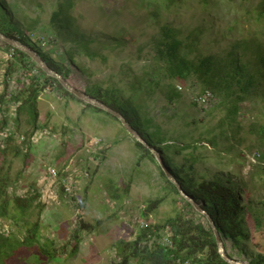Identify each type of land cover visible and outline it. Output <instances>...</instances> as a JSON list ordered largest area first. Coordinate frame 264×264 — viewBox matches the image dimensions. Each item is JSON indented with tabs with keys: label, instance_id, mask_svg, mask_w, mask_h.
I'll list each match as a JSON object with an SVG mask.
<instances>
[{
	"label": "rangeland",
	"instance_id": "374dc122",
	"mask_svg": "<svg viewBox=\"0 0 264 264\" xmlns=\"http://www.w3.org/2000/svg\"><path fill=\"white\" fill-rule=\"evenodd\" d=\"M1 1L15 5V15L21 19L13 14L14 21L38 19L44 32L25 33L63 63L78 88L95 92L101 87L115 99L133 97L134 104L152 117L151 130L159 127L172 146L175 163L190 178L228 176L234 188L245 187L243 201H254L246 214L249 238L236 245L227 239L226 247L237 259L264 256V138L258 133L264 127L263 88L250 95L237 83L230 87L224 83L215 91L203 85L198 73L185 79L173 77L165 61L155 56L152 41L161 26H172L184 43L182 54L196 65L207 57L223 59L234 48L241 52L235 46L240 41L264 47V0H74L64 24L91 40L94 57L66 32L58 34L51 17L61 0ZM10 52L0 42V93L5 72L14 61ZM247 57L255 64L256 53L249 52L243 61ZM206 90L212 98L200 106L195 97ZM38 110L40 127L28 157L9 150L6 158L0 157V166L9 168V192L26 196L36 189L40 196L24 216L13 208L9 211L16 219L0 215V231L14 245L24 238L28 223L39 221V240L53 241L59 253L52 260H37L36 243L14 248L11 256H4V264H115L116 242L134 240L142 222L161 224L189 210L161 172L167 175L168 171L138 149L113 116L52 89L41 93ZM19 127V134L27 137L31 127L25 115ZM50 168L72 181V194H59L63 187L50 176ZM156 199H162L161 204L145 216L146 207ZM79 221L91 229L83 230L72 254V235Z\"/></svg>",
	"mask_w": 264,
	"mask_h": 264
},
{
	"label": "trees",
	"instance_id": "16d2710c",
	"mask_svg": "<svg viewBox=\"0 0 264 264\" xmlns=\"http://www.w3.org/2000/svg\"><path fill=\"white\" fill-rule=\"evenodd\" d=\"M56 1L58 2V0ZM203 3H207V0H203ZM2 5L5 10L2 9ZM73 6L74 0L59 1L52 13L51 21L59 30V35L62 34V31L66 32L75 43L82 46L88 56L94 57V53L89 48L91 40L85 39L78 28H70V25L64 24L65 20L71 16L70 10ZM14 9V4L9 5L0 0V31L35 49L52 68L74 85L69 79L70 71L65 68L63 63L57 62L51 55L44 52L39 44L36 41H32L25 33L24 30L29 32L41 30L44 32L43 28L38 27V19H33L31 23L22 21L21 24L13 19V14L17 13ZM15 16L20 18L18 15ZM160 29L159 35L154 36L152 39L156 48L155 56L165 61L167 64L166 70L171 76L185 79L191 73H198V76L203 80V85L215 91H220L224 83H226L227 87L237 83L242 92L250 95L258 94L256 91L260 86L264 90V47H254L249 42L240 41V44L237 43L235 46L241 48V52H237L236 50L238 49L234 48L223 59L207 57L196 65L187 55L182 54L181 50L184 47V43L178 37L177 31L170 25H163ZM0 42L7 48V51L13 50L14 52L12 57L14 61L9 64L5 72V86L0 93V121H2L0 123V157L6 158L9 150H14L16 154L25 152L24 155L27 156L28 149L22 148L15 136L8 134L6 129L12 127L15 129V133H19L21 116L25 115V121L31 127L30 133L26 134L27 138L32 136L40 127L39 97L47 89H52L83 102L86 107L96 112H104L113 116L82 101L64 89L56 78L46 75L26 53L1 40ZM249 52L256 53L255 64L251 62L249 57H247V61H243ZM70 60L73 62L72 58ZM17 69H19V72H15ZM35 69L38 70V73H35ZM12 77H15L19 83L23 84L20 91L12 93L10 90L9 85ZM172 88L174 89L175 87L172 86ZM89 89L92 88H87L83 91L122 112L129 122L139 130L141 135L162 153L167 168L181 184L184 191L211 215L223 239L227 253L233 257L226 247L227 239H231L236 245L240 241L249 238L246 214L252 210L254 201L251 199L247 203L243 201L241 195L244 193L245 187L243 189L234 188L231 184L233 180L228 176L222 180L216 177L202 178L199 181L190 178L186 169L175 163L171 151L172 146L165 140V137L161 136L159 127L151 130L154 126L152 117L142 111L141 105L134 104L133 97L125 99L116 97L115 99L111 97L108 91H103L101 87L95 92H90ZM260 97L264 100V96ZM243 99L238 97V101H243ZM10 102H20L16 109V117H10L9 115L8 106H10ZM113 117L117 119L115 116ZM15 119L17 120V125L15 124ZM255 126L256 124H253L252 128ZM258 133L264 138L263 126L259 128ZM160 144H163V146ZM135 145L151 159L157 161L154 154L142 143L135 140ZM8 169L5 165L0 166V215L16 219V215L10 213V208L24 216L33 208L34 201L37 200L40 193L34 188L35 193L28 191L29 195L26 196H19L15 192H9V189L12 188V182L8 176ZM161 172L167 183L176 191L189 210L169 217L161 224L148 223L145 227L140 225L138 234L132 241L124 239L117 241L115 245L117 249L115 264H133L132 262H135V264H229L219 254L216 238L208 218L181 195L178 187L167 177L163 170ZM239 184L242 186V181H239ZM59 194L65 195L64 190L60 191ZM161 202L162 199L150 201L145 209V216H148L150 212L158 208ZM256 218L258 219V217ZM90 229L89 224L79 221L72 235L73 245L70 253L75 254L77 252L83 230ZM39 233L40 222L36 221L26 225L24 238L21 241H17L14 245L10 244L9 237H4V235L0 234V264H4V256L12 255L14 248L32 246L36 243L38 245L37 254L35 255L37 260H42L43 258L52 260L55 258L59 253L55 243L51 240L41 243ZM165 233L170 234L171 243L169 247L162 244V237ZM4 244L7 245L6 250H4ZM249 262L251 264H264V256L260 254L258 257L249 256ZM35 264L40 263L37 262Z\"/></svg>",
	"mask_w": 264,
	"mask_h": 264
},
{
	"label": "water",
	"instance_id": "95a60500",
	"mask_svg": "<svg viewBox=\"0 0 264 264\" xmlns=\"http://www.w3.org/2000/svg\"><path fill=\"white\" fill-rule=\"evenodd\" d=\"M0 40L5 42L6 44L26 53L37 65L38 67L48 76L56 78L59 83L69 91L70 93L74 94L77 98L81 99L82 101L91 104L97 108H100L113 116H115L121 124L127 129L128 133L138 142L142 143L144 146H146L155 156L157 161L164 167L166 171H168V178L178 187L180 193L182 196H184L188 201H190L195 208L202 214H204L208 220L209 223L213 229L217 247L219 254L221 257L229 264H251L247 260L243 259H237L234 257H231L225 248L223 239L218 231V228L212 219L211 215L202 208V206L191 196H189L181 186V184L177 181V179L173 176V174L169 171L167 168V165L165 164L164 158L162 156V153L153 145H151L139 132V130L134 127L127 117L120 111L112 108L111 106L107 105L103 101L97 99L96 97L88 94L86 91H83L76 86L72 85L62 74H60L58 71H56L54 68H52L45 60L44 58L33 48L28 46L27 44L21 42L18 39L12 38L5 33L0 31Z\"/></svg>",
	"mask_w": 264,
	"mask_h": 264
},
{
	"label": "built area",
	"instance_id": "2783aa9c",
	"mask_svg": "<svg viewBox=\"0 0 264 264\" xmlns=\"http://www.w3.org/2000/svg\"><path fill=\"white\" fill-rule=\"evenodd\" d=\"M14 55V52L13 50L9 53V57H13ZM35 73H38V70L35 69ZM23 84L22 83H19L15 77H12L10 79V90L12 91V93L16 92V91H20L21 88H22ZM212 98V94L211 92H209L208 90L206 91H203L201 93H198V96L195 97V101L196 103H198V105L200 106H204L206 105L210 99ZM20 104V102H10V106L9 107V115L10 117H16V109L18 107V105ZM1 120V119H0ZM7 130V133L10 134V135H14L15 136V139L17 141H19V143L22 145V148H24L25 150L28 149V147L30 146V143H31V140L33 139H37L36 137V132L30 137V138H27L25 137L24 135L22 134H19V133H15V129L12 128V127H8ZM1 142V141H0ZM96 144L99 143V141H95ZM49 173H50V176L53 178V180L56 182V184L58 182L61 183L62 187H63V190H64V193L65 195L66 194H72L73 191L75 190L74 186H73V183L72 181H70L68 178H63V176L60 174V172L58 170H56L55 168H50L49 169ZM148 223L146 222H142V225L143 227L147 226ZM1 233H4V230H1L0 231ZM170 234L169 233H165L162 237V244L164 246H167L169 247L170 243H171V240H170Z\"/></svg>",
	"mask_w": 264,
	"mask_h": 264
},
{
	"label": "clouds",
	"instance_id": "9594fccd",
	"mask_svg": "<svg viewBox=\"0 0 264 264\" xmlns=\"http://www.w3.org/2000/svg\"><path fill=\"white\" fill-rule=\"evenodd\" d=\"M0 234H2V233L0 232Z\"/></svg>",
	"mask_w": 264,
	"mask_h": 264
}]
</instances>
